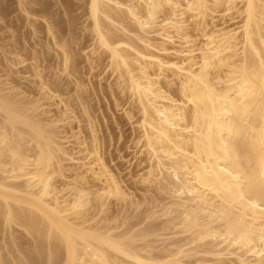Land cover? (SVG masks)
Here are the masks:
<instances>
[{
	"label": "bare ground",
	"instance_id": "obj_1",
	"mask_svg": "<svg viewBox=\"0 0 264 264\" xmlns=\"http://www.w3.org/2000/svg\"><path fill=\"white\" fill-rule=\"evenodd\" d=\"M125 1L89 0L92 30L139 106L144 146L154 158L155 173L148 169L145 179L159 175L168 185L172 200L162 212L171 213L167 226L186 236L152 253L115 227L82 218L87 207L104 212L106 198L121 197L120 181L95 146L87 151L80 139L73 151L55 118L43 120L35 104L0 92V170L7 172L0 203L5 221L34 237L13 263L37 264L33 254L42 252L48 263L61 252V264H264V0ZM219 4L240 20L207 29L204 18ZM188 17L202 26L196 47ZM175 40L179 49L167 47ZM166 70L176 77V93L160 81ZM64 171L82 183L68 193L51 181ZM87 174L99 183L95 189L85 185ZM152 227L138 235L155 233ZM199 253L209 257L182 261Z\"/></svg>",
	"mask_w": 264,
	"mask_h": 264
},
{
	"label": "rangeland",
	"instance_id": "obj_2",
	"mask_svg": "<svg viewBox=\"0 0 264 264\" xmlns=\"http://www.w3.org/2000/svg\"><path fill=\"white\" fill-rule=\"evenodd\" d=\"M88 2L0 0V92L10 97L16 94L22 99L21 105L35 104V113L43 120L55 118V129L65 145L74 146L73 151L78 149L76 141L82 140L87 151L95 146L106 168L120 181L125 192L123 197L106 198L104 212H97V207H87L82 211V218H92L90 222L98 225H111L115 227L114 233L130 236L134 245L148 244L152 253H159L162 246L181 241L186 235L167 226L171 213L162 211L172 200L168 185L164 187L159 175L151 177L150 181L145 179L149 170L154 171V158L144 146L139 106L125 77L113 70L107 53L97 44ZM224 7V4L212 5L213 11L204 18L207 29L238 23L240 16ZM198 21L195 17L187 18L193 47L204 41L202 26L196 24ZM133 33L130 36L135 39ZM151 36L157 42V36ZM173 45L177 49L181 46L180 41L175 40L167 47ZM64 52L68 53L66 64ZM160 81L163 85L168 83L171 93L177 92V80L171 71H164ZM4 157L1 155L0 160L6 159ZM6 174L0 170V178ZM20 181L18 178L14 182ZM51 181L56 189H63L62 193L74 184H82L75 181L70 171L54 174ZM83 181L91 189L99 184L89 174ZM4 216L5 209L0 203V261L14 264V257H21L23 249L33 248L34 237L25 226L15 221L6 222ZM149 225L156 235L141 238L139 231ZM39 227L43 231L42 225ZM60 253L48 263L61 264ZM108 254L116 257L110 250ZM203 256L209 257L199 253L182 261L193 262ZM33 257L37 264H48L44 252L34 253Z\"/></svg>",
	"mask_w": 264,
	"mask_h": 264
}]
</instances>
